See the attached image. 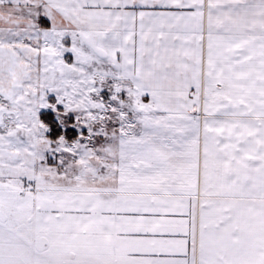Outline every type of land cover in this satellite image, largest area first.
I'll return each instance as SVG.
<instances>
[{
  "label": "snow or ice",
  "instance_id": "6c2138e0",
  "mask_svg": "<svg viewBox=\"0 0 264 264\" xmlns=\"http://www.w3.org/2000/svg\"><path fill=\"white\" fill-rule=\"evenodd\" d=\"M0 264H264V0H0Z\"/></svg>",
  "mask_w": 264,
  "mask_h": 264
}]
</instances>
